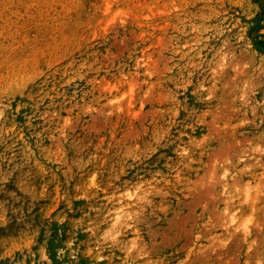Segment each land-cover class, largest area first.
Listing matches in <instances>:
<instances>
[{"label":"rangeland","instance_id":"rangeland-1","mask_svg":"<svg viewBox=\"0 0 264 264\" xmlns=\"http://www.w3.org/2000/svg\"><path fill=\"white\" fill-rule=\"evenodd\" d=\"M0 264H264V0H0Z\"/></svg>","mask_w":264,"mask_h":264},{"label":"bare ground","instance_id":"bare-ground-1","mask_svg":"<svg viewBox=\"0 0 264 264\" xmlns=\"http://www.w3.org/2000/svg\"><path fill=\"white\" fill-rule=\"evenodd\" d=\"M256 200H257V199H256ZM256 200H255V201H256Z\"/></svg>","mask_w":264,"mask_h":264}]
</instances>
